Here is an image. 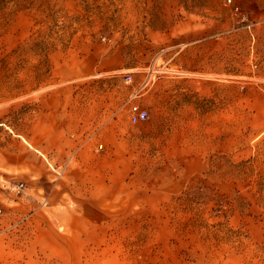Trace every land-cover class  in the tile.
I'll use <instances>...</instances> for the list:
<instances>
[{"label": "rangeland", "instance_id": "obj_1", "mask_svg": "<svg viewBox=\"0 0 264 264\" xmlns=\"http://www.w3.org/2000/svg\"><path fill=\"white\" fill-rule=\"evenodd\" d=\"M246 11L245 0H0V85L19 84L18 70L30 84H48L49 54L73 50L80 38L98 53L127 46L138 66L71 84L87 119L73 124L81 148L73 145L72 220L64 222L65 205L46 204L59 198L70 155L51 163L53 180L34 196L0 178V264L57 245L73 257L82 249L79 264H264V110L252 106L264 102V47ZM167 30L176 55L199 40L215 51L214 41L232 33L235 46L223 51L238 69L232 135L224 125L183 123L196 116L198 100L181 81L167 89L159 79L150 99L151 68L166 48L159 33ZM140 101L148 117L133 123L128 109ZM166 118L177 124H158ZM47 214L53 221L38 220Z\"/></svg>", "mask_w": 264, "mask_h": 264}, {"label": "crops", "instance_id": "obj_2", "mask_svg": "<svg viewBox=\"0 0 264 264\" xmlns=\"http://www.w3.org/2000/svg\"><path fill=\"white\" fill-rule=\"evenodd\" d=\"M245 2L246 13L250 15L251 21L247 27H252L257 42L264 47V0ZM225 33L223 38L214 41L218 46L215 51L207 53L205 45L199 40L196 45L176 55L170 52L172 48L169 39L173 34L168 30L161 31L159 34L163 40L165 38L166 48L164 54H156L151 68L150 76L155 73L156 88H152L151 84L150 99L159 93V79L165 78L167 89L181 81L182 90L189 95H196L198 100L196 116L183 123L204 127L224 125L229 127L232 135V126L233 132H236L238 116L237 83L232 77L238 76V69L236 58L223 53L227 45L230 52L231 46H235L230 30ZM21 40L18 39L15 46ZM73 44V50L69 52L49 54L48 59L52 65L48 84L46 80H37L30 84L27 71L18 70L16 73L19 84L0 85V178L6 182L16 179V182L23 183L24 190L34 196L45 188L43 186L46 183L53 180L51 163L57 164L59 158L70 155V160L64 164V172H69L68 179L56 184V188L63 186L58 200L55 203L48 198L46 200L49 205H65L64 213L69 214V218L65 217L66 223L68 219H73V145L77 149L81 148L79 140L73 141V124L84 126V123H80L83 117H79L78 100L71 84L82 79L138 68L133 59L134 55L126 50L127 46L124 51L119 47L107 48L98 53L86 39H75ZM195 48L197 53L191 51ZM261 54L263 57L257 77L264 80V51ZM223 76L226 77L224 80L221 79ZM134 95L137 96V93ZM207 101L210 104L208 112ZM137 104L146 109V102L140 101ZM252 104L253 109L264 110V102L256 105L253 101ZM83 121L87 122V119ZM158 124L177 123L173 118H166L165 122L159 120ZM60 165L62 164L59 163L55 168ZM32 196L30 197L33 198ZM30 197L28 206L35 204ZM41 218L38 220L42 222L53 221L48 214ZM69 227L66 236L73 237L77 231H73V224ZM47 230L54 239L62 236L55 230ZM36 250L26 252L24 261L20 264H79L78 259H81L84 252L80 249L78 256L76 254L73 257L72 252L68 255L63 253L59 245Z\"/></svg>", "mask_w": 264, "mask_h": 264}, {"label": "built area", "instance_id": "obj_3", "mask_svg": "<svg viewBox=\"0 0 264 264\" xmlns=\"http://www.w3.org/2000/svg\"><path fill=\"white\" fill-rule=\"evenodd\" d=\"M126 81L129 82L130 81V76H127L126 77ZM135 95L133 94L131 96V98H134ZM128 116H129V119L131 122L133 123H138L140 121H143L145 119H147L148 117V112L146 109L142 108L139 104L137 103H132L130 106H129V109H128ZM102 148V145H98L96 147L97 150H100ZM18 189L22 188L23 187V183H19L17 185H15Z\"/></svg>", "mask_w": 264, "mask_h": 264}]
</instances>
